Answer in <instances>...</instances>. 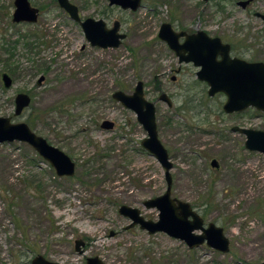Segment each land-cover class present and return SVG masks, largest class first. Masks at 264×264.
Segmentation results:
<instances>
[{"label":"rangeland","instance_id":"374dc122","mask_svg":"<svg viewBox=\"0 0 264 264\" xmlns=\"http://www.w3.org/2000/svg\"><path fill=\"white\" fill-rule=\"evenodd\" d=\"M71 1L81 20L102 18L108 26L120 20L126 38L116 48L92 47L56 0H29L39 8L37 21L29 23L12 22L13 0H0V117L27 122L75 161L73 176H59L26 142L0 144V264H31L39 254L58 264H83L93 256L109 264L264 261V153L248 150L245 135L231 129L264 130V111L225 113L224 94L185 92L183 82L193 77L170 80L175 60L156 38L161 22L203 25L242 47L243 57L264 62V23L254 14L264 13V0L243 9L238 0H142L136 11L109 0ZM2 72L13 78L9 88ZM139 80L156 105L157 136L173 163L171 197L189 202L205 225L221 226L228 252L129 227L130 219L118 213L126 204L156 221L157 208L143 203L166 190L164 169L140 145L146 131L111 95L130 93ZM21 91L32 103L16 116L14 96ZM161 91L172 107L158 101ZM108 119L113 128H102ZM81 238L79 253L74 242Z\"/></svg>","mask_w":264,"mask_h":264},{"label":"water","instance_id":"95a60500","mask_svg":"<svg viewBox=\"0 0 264 264\" xmlns=\"http://www.w3.org/2000/svg\"><path fill=\"white\" fill-rule=\"evenodd\" d=\"M59 6L68 12L71 19L79 21V15L76 6L69 0H57ZM206 1V0H205ZM252 0H238V4L242 9L245 8ZM141 0H109V5L117 4L123 9L131 8L136 10ZM15 10L13 11V21L18 20L34 21L37 18V9L30 5L28 0H14ZM254 14L264 22V13L255 11ZM85 36L91 44L100 47L115 48L121 43V39L125 36L119 32V21L115 20L112 27L107 28L105 21L101 19L85 18L80 22ZM185 35V41L178 45V37ZM158 36L165 40L169 46L176 50L181 48L187 50L190 54L181 56L179 59L186 61L194 60L197 65L201 64L202 68L199 72V79L206 80L210 87L207 90L210 96L215 92L221 91L226 94V102L222 106L223 112L232 113L246 109L251 106L256 110L264 111V62L248 61L234 57L229 58L228 50L224 48L222 59L217 60L215 56L218 54L214 51L220 45V39L217 37H208L204 30L198 31L190 35L184 31L175 32L170 24L162 22L159 26ZM195 36L202 37L199 50H193L191 47L197 45L194 42ZM197 41V40H196ZM199 41V40H198ZM215 44V48H211ZM190 47V48H189ZM194 48V47H193ZM204 62V63H203ZM3 85L9 88L11 78L6 73L2 74ZM112 97L121 103L125 108L131 109L136 115L137 122L143 126L146 131V137L141 139L140 145L144 147L164 169V179L166 182L165 192L154 198L144 200L146 207L157 208L159 211L156 221L144 219L139 209L123 204L119 206L118 213L127 216L130 219L129 227L139 224L141 229H146L148 233L162 231L166 234L183 240L188 247H196L202 243H206L209 247H213L217 251L228 252L229 240L225 236L222 227L209 222L204 225V220L189 202L181 201L170 196L173 178L170 170L172 162L168 157L167 149L163 146L157 136V125L155 115V105L148 101L143 94V83L141 80L136 82L132 92L125 93L118 89L112 93ZM14 113L20 114L24 107L30 103L29 95L25 92H19L15 95ZM160 100L165 101L169 107L172 106L170 98L166 93H161ZM101 127L106 129L113 128L114 122L111 120H103ZM232 131H237L245 135V147L264 153V130L233 126ZM28 143L43 159L50 162L54 168V172L59 176H73L75 174V161L68 154L53 146L42 136L31 131L28 124L23 122L10 121V117H0V142L3 140ZM210 165L218 167L216 159L210 161ZM195 230L200 231L196 233ZM84 240L76 239L74 242L75 249L81 253V247ZM31 264H58L52 260L46 259L43 255H35L31 258ZM83 264H109L103 262L99 257H88ZM114 264H121L119 262ZM126 264V263H125ZM259 264H264L260 262Z\"/></svg>","mask_w":264,"mask_h":264},{"label":"flooded vegetation","instance_id":"af4514ba","mask_svg":"<svg viewBox=\"0 0 264 264\" xmlns=\"http://www.w3.org/2000/svg\"><path fill=\"white\" fill-rule=\"evenodd\" d=\"M29 1V0H28ZM57 1V0H56ZM204 2H209V0H203ZM13 2H14V0H13ZM58 2V1H57ZM69 2H70V0H69ZM237 2V1H236ZM70 3H73L72 1L70 2ZM141 3H142V0H141V2H140V5H141ZM74 4V3H73ZM30 5H31V3H30ZM58 5H59V2H58ZM75 6H76V4H74ZM108 5H109V3H108ZM114 5H117V4H114ZM139 5V6H140ZM15 6V5H14ZM32 6V5H31ZM110 6H112V5H110ZM117 6H119V5H117ZM138 6V7H139ZM32 7H34V8H36L37 9V18L34 20V21H26V20H18V22H26V23H29V22H35V21H37V19H38V16H39V8H37V7H35V6H32ZM120 7V6H119ZM138 7H137V9H138ZM76 8H77V11H78V7L76 6ZM121 9H123L122 7H120ZM125 9H130V10H132L131 8H125ZM124 9V10H125ZM14 10H15V8H14ZM13 10V11H14ZM13 11H12V13H13ZM132 11H136V10H132ZM11 13V14H12ZM68 13V12H67ZM69 15V14H68ZM78 15H79V21H77V20H75V19H71V17L69 16V18L71 19V20H74L75 22H78L79 23V25L81 26V24H80V22H83V20L85 19V18H91V17H84V18H82V20H81V17H80V12L78 11ZM92 19H95V18H92ZM97 19H101V20H103L102 18H97ZM97 19H95V20H97ZM11 20H12V22H15V23H18V22H16V21H13V14H12V18H11ZM115 20H117V19H115ZM103 21H105V24H106V27L107 28H110V27H112L113 26V24H114V22L112 23V25L111 26H108L107 25V22H106V20H103ZM117 21H119V32L120 33H123L125 36L121 39V43L123 42V40L126 38V36H127V33H125V32H122V30H120V26H121V22H120V20H117ZM166 22V21H165ZM263 22V21H262ZM162 23V22H161ZM161 23H160V25H161ZM166 23H168V24H170V27L175 31V32H180V31H184L185 32V34H187V35H190V34H193V33H197L198 31H201V29L202 30H204L205 31V33L207 34V36L208 37H217V38H219L220 39V47L219 46H216L217 48L214 50V51H216L218 54L215 56V58L217 59V60H221L222 58V54H223V52H224V48L226 49V51H227V47L229 48V50H228V56H229V58H234V57H236V58H239V59H246V60H248V61H256V60H250V59H248V58H246V57H243V54H242V52L240 51V50H242V47H240V46H237L236 47V45H235V43H233V42H231V41H228V40H225V38L224 37H221L220 35H218L215 31H212V32H210L209 30H208V27H203V25H202V28L201 27H198V28H192V27H189V26H181V25H179V26H177V25H175L174 24V22L172 21V22H170V21H168V22H166ZM264 23V22H263ZM159 25V26H160ZM159 26H158V32H157V34H156V38L157 39H160V41H161V43H164L165 44V46L167 47V49L168 50H170L171 51V54H172V56H173V60H175L174 61V63H173V65H170L169 66V72H170V80H172V81H177V79H178V77H180L181 76V74H183V73H186L187 74V77H193L192 78V80L190 81V82H183V88H184V91L185 92H191V91H193V90H200V91H203V92H207V94H208V89H209V87H210V85H209V83L206 81V80H201V79H199V72L201 71V68H202V65L201 64H199V65H197L196 64V62L194 61V60H192V61H186V60H184V59H181V61L179 60L180 58H181V56H187V55H189L190 53L187 51V50H183V49H179L178 50V52L180 53V54H177V52H176V50H174V49H172V48H169V46H168V44H167V42L165 41V40H163V39H161L159 36H158V33H159ZM81 30H82V32H83V28H82V26H81ZM84 35H85V32H84ZM195 38V40H194V42L196 43V42H198V43H196L197 45H193V47H191L193 50H201L202 48L200 47V41H202V37L201 38H199L198 36H195L194 37ZM85 39H86V42H89L88 40H87V38H86V36H85ZM185 35H183V36H180V37H178V40H177V43H178V45H180V44H182L184 41H185ZM197 40V41H196ZM199 40V41H198ZM120 43V44H121ZM89 44L92 46V47H94V46H96V47H99V48H102V49H105V48H113V47H105V48H103V47H100V46H98V45H92L91 44V42H89ZM119 44V45H120ZM224 44H226L227 45V47H225V45ZM85 45L86 44H84L82 47H81V49H83L84 47H85ZM118 45V46H119ZM215 48V44L213 45L212 44V46H211V48ZM116 48V47H115ZM190 48V47H189ZM212 48V49H213ZM258 61H261V60H258ZM204 63V62H203ZM3 73H6V72H2L1 73V78H2V74ZM8 76H9V78H11V75H9L8 73H6ZM43 79H44V77H43V75L42 76H40V78L37 80V82H36V85L38 86V87H40V84L42 83V81H43ZM2 81H3V78H2ZM12 81H13V78H11V84H12ZM142 81V80H141ZM142 83H143V81H142ZM135 87V86H134ZM134 90V89H133ZM132 90V91H133ZM131 91V92H132ZM143 91H144V83H143ZM157 91H160V88H158V90ZM23 92V91H22ZM114 92V91H113ZM19 93V92H18ZM25 93H27L28 95H29V99H30V103H29V105L32 103V97H31V95L28 93V92H25ZM160 93H164L163 91H161ZM217 93H222V94H224L223 92H221V91H217V92H215L214 93V95L215 94H217ZM17 94V93H16ZM129 94V93H128ZM167 94V93H166ZM112 95V94H111ZM161 95V94H160ZM159 95V96H160ZM214 95H212V96H214ZM225 95V102H226V94H224ZM168 96V95H167ZM210 96V95H209ZM15 97V96H14ZM169 97V96H168ZM146 98V97H145ZM147 99V98H146ZM158 101H161L160 99H159V97H158ZM163 101V100H162ZM170 101H171V99H170ZM165 102V101H164ZM224 102V103H225ZM172 103V102H171ZM173 104V103H172ZM28 105V106H29ZM155 105V104H154ZM224 105V104H223ZM27 106V107H28ZM27 107H24L23 109H25V108H27ZM169 107V106H168ZM172 107V106H171ZM14 108H15V99H14ZM14 108H13V110H14ZM23 109H22V111H23ZM15 111V110H14ZM155 112H156V105H155ZM14 113V112H13ZM22 113V112H21ZM20 113V114H21ZM15 114V113H14ZM20 114H15L16 116L17 115H20ZM9 117V116H8ZM19 122H23V120L22 121H19ZM27 123V122H26ZM28 124V123H27ZM29 126V125H28ZM239 126V125H238ZM240 127H242V126H240ZM30 128V127H29ZM30 130H31V128H30ZM32 131V130H31ZM33 132H35V131H33ZM36 133V132H35ZM37 134V133H36ZM157 135H158V127H157ZM159 137V136H158ZM160 140V139H159ZM161 142V141H160ZM162 144V143H161ZM164 146V145H163ZM33 149V148H32ZM167 149V148H166ZM34 151H35V149H33ZM37 152V151H36ZM38 154H39V152H37ZM167 153H168V151H167ZM169 157V156H168ZM43 158V157H42ZM169 159H170V157H169ZM212 159H214V158H212ZM211 159V160H212ZM45 160V159H44ZM171 160V159H170ZM210 160V161H211ZM46 161V160H45ZM217 161V160H216ZM172 162V161H171ZM50 163V162H49ZM217 165H218V167H219V164H218V161H217ZM172 167H173V163H172ZM218 167H216L217 169H218ZM170 172H171V170H170ZM172 176V175H171ZM172 186V185H171ZM170 196H171V192H170ZM173 198V197H172ZM141 213V212H140ZM198 213V212H197ZM142 215V214H141ZM201 216V215H200ZM202 217V216H201ZM144 218V217H143ZM144 219H147V218H144ZM203 219V218H202ZM153 221V220H152ZM208 224V223H207ZM205 225V224H204ZM223 230V229H222ZM224 231V230H223ZM263 262V261H262ZM259 264V263H258Z\"/></svg>","mask_w":264,"mask_h":264},{"label":"trees","instance_id":"16d2710c","mask_svg":"<svg viewBox=\"0 0 264 264\" xmlns=\"http://www.w3.org/2000/svg\"><path fill=\"white\" fill-rule=\"evenodd\" d=\"M8 187H9V185H8ZM8 190H9V188H8ZM9 207L11 208V206H9ZM20 254H21L20 252H17V254H15V255L12 254V259H15V260L18 259Z\"/></svg>","mask_w":264,"mask_h":264},{"label":"bare ground","instance_id":"6f19581e","mask_svg":"<svg viewBox=\"0 0 264 264\" xmlns=\"http://www.w3.org/2000/svg\"><path fill=\"white\" fill-rule=\"evenodd\" d=\"M148 100V99H147ZM149 101V100H148ZM153 104H154V101L150 100ZM13 141H17L16 139H13ZM13 141H7V140H3L2 142H13ZM2 142H0V144H2ZM28 144V143H27ZM32 148V147H31ZM32 259H30V262H31Z\"/></svg>","mask_w":264,"mask_h":264}]
</instances>
